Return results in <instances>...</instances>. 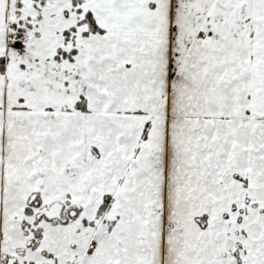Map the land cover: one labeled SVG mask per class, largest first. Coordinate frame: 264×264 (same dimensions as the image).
Here are the masks:
<instances>
[{"label":"snow or ice","instance_id":"6c2138e0","mask_svg":"<svg viewBox=\"0 0 264 264\" xmlns=\"http://www.w3.org/2000/svg\"><path fill=\"white\" fill-rule=\"evenodd\" d=\"M0 264H264V0H0Z\"/></svg>","mask_w":264,"mask_h":264}]
</instances>
